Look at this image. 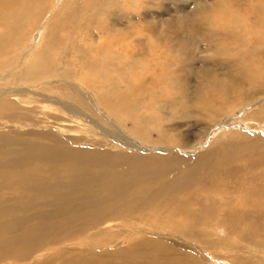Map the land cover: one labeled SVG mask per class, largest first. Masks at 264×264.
Returning a JSON list of instances; mask_svg holds the SVG:
<instances>
[{
    "label": "bare ground",
    "instance_id": "obj_1",
    "mask_svg": "<svg viewBox=\"0 0 264 264\" xmlns=\"http://www.w3.org/2000/svg\"><path fill=\"white\" fill-rule=\"evenodd\" d=\"M64 1L52 8L56 10L42 26L41 31L46 27L48 33L41 43L16 50L7 48L31 38L28 34L37 19L42 20L46 0H0V20L6 27L0 32V264H125L124 259L128 264L218 263L210 249L226 239L213 238L210 222L220 217L257 220L254 202L245 200L255 199L257 183L264 182L260 176L264 154L251 156L244 164L224 166L221 152L239 150L246 139L251 140L229 128L195 157L164 153L172 150L171 145L185 148L195 143L191 136L200 130L194 135L181 132L182 126L227 112L202 97L207 88L217 87L224 104L237 95L242 103L257 100L245 104L261 101L263 81L246 91H236L235 86L243 83L246 73L264 75L263 59L244 67L250 62L247 58L264 52V45L251 42L247 50L243 46L249 35L264 30V0H232L235 5L231 0H210L190 11L184 4L175 5L180 8L173 9L172 19L180 18V28L188 30L181 39L175 37L178 27L173 20L162 22L160 15L146 14L145 9L159 7L151 0ZM132 2L139 3L137 12ZM245 10L247 30L229 17L241 18ZM213 11L221 16L222 30L194 22ZM132 22L149 24L152 33L160 27L156 41L167 45V51L161 50L159 58L148 63L151 70L138 79L131 78L127 69L142 64L144 34L137 30L129 44L123 34ZM228 36L240 40V47L225 44L230 62L216 68L223 81L190 80L185 68L197 59L191 51L193 43L214 49L215 40ZM132 44L139 51L130 48ZM114 57L119 63L113 62ZM231 65L241 75L236 84L228 78ZM257 108L264 111V102ZM201 170L205 172L199 178ZM244 177L252 183L243 184ZM227 190L245 200L221 201L219 196ZM115 217L147 220L143 223L151 229L144 235L174 236L179 243L139 234L114 248L107 237L110 226L94 233L101 222L94 231L88 223Z\"/></svg>",
    "mask_w": 264,
    "mask_h": 264
},
{
    "label": "rangeland",
    "instance_id": "obj_2",
    "mask_svg": "<svg viewBox=\"0 0 264 264\" xmlns=\"http://www.w3.org/2000/svg\"><path fill=\"white\" fill-rule=\"evenodd\" d=\"M151 1L154 2L155 5H158L159 7L145 9V10H148L146 12V14L151 15L152 17H157L158 15H160L161 21L164 22L167 19H170L171 21L173 20L172 17H173V15H175L173 13V9L178 10L180 8V7L176 8L175 5L184 4L185 9L190 11L192 8L198 6V4L202 5V3L206 2V1H210V0H187L185 3H184V1H174V0L173 1L172 0H163V1L151 0ZM218 1H221V0H218ZM63 2H65V1L64 0H53V1L52 0H49V1L46 0V6H47V7L45 6V9H46L45 14L46 15L44 14L45 16L44 15L42 16V20H41V18L37 19V21H40V22H38V24H37V21H36L34 23V26L31 27V30H30V25L27 29V30H30L28 35L31 38H26V40H24L22 42H18L15 45L13 44L12 46L9 45L10 47L7 49H16L17 50L18 48L26 46V45L30 44L31 42L34 43V47H35V45L40 44L41 40H43L48 33V30L46 27L44 28V30H46V31H44V30L41 31L42 26L45 24V21L49 18V16L53 13V11L56 10V9H52V8H54V7L58 8L60 5H62ZM145 2H142L141 6L146 5ZM230 2H231V5L236 4V2H233L232 0ZM132 3H134V7H132V9H134L135 12H137L139 9L136 5H139V3H137V4L135 2H132ZM63 5L65 6V4H63ZM127 6H126V8H127ZM148 6H150V5H148ZM65 8L68 9V6L66 5ZM132 9L129 8V10H132ZM240 14H243V15H241V18L235 17V16H233V17L229 16V17H230V19L233 18L235 20V23L237 22V24L240 25L241 28H243L244 30H247L250 27L247 25V23L245 21H247L249 13L247 10H245L243 13L241 12ZM220 20H221L220 14L216 13L215 11H213V15L210 14L204 18H194V22L196 24H199V25L204 26V27L208 24L209 29H211L212 25H214V26H216L215 29L222 30L223 26L218 24V21H220ZM154 21H156V20H154ZM173 22H174L173 23L174 27H178L177 30L175 31L176 39H179V38L181 39L184 34H188V30H186V32H185V30L183 28H180V27H182V23H183L182 20H180V18L177 20H173ZM1 23L3 25H1ZM39 24H40V26H39ZM171 25H172V23H171ZM0 26H1L0 32L2 33L3 29L6 28L5 22L0 20ZM161 26H163V25H161ZM149 27H150L149 24L141 23V22L140 23H137V22L128 23L127 29H126V31H124V34H123V35L128 36L127 41L129 42V44H131V38L130 37H135V35H137V33L139 32L137 30H140L142 32V34H144V45L143 46L145 47L144 48L145 50H143V58H141L142 64L140 66H138V69L136 68V70L132 71V68L127 69L129 76L133 79H138L140 77V75L149 72L151 70V66L148 63L153 62L154 60L158 59L159 58L158 54L161 50L167 51V49H166L167 45L164 42V40L156 41L158 39V37L156 35H158L161 32L160 27H157L156 25H154V28H156V27L158 28L155 33H152L151 31H149ZM263 31L262 32L258 31L257 33L254 32V33H256V35H254V33H252L251 35H249L246 38V40L243 42V46L246 48L245 50L250 48L251 42L252 43L259 42L260 45L258 47H261L262 44L264 45V32ZM58 34L63 35L62 32H59ZM117 34H121V32L119 31ZM145 35H147V36H145ZM215 42H216V44L214 46V49L206 48L204 43H202V42L193 43L194 47H192L193 49H191V51L197 57V59L192 61L193 63L191 64L190 67L185 68V71L188 70V72L186 74H188V77L193 82L198 81V80L207 79V78H210L211 80H213V79L215 80V78L218 80L222 79V81H223V77L219 76V74H218L219 72L217 70H218V68L226 66L227 64L225 65V63L230 62L228 59H226L229 50L227 47H225V44L229 42V43L237 44L240 47V44H239L240 40H237V39L233 40L230 36H228L227 39H225L224 41L215 40ZM157 45L159 47V50H157V47H156ZM125 46H126V44H125ZM129 47L134 48V49H135V47L137 48V46L134 47V44L129 45ZM203 47H205V48H203ZM239 47H238V50H239ZM137 50L139 51V48H137ZM211 50H213V51H211ZM180 52H182L181 49H180ZM92 54H93V52H92ZM206 58H208V59L206 60ZM223 58H225V59L223 60ZM259 59L264 60V52L259 51L256 54L252 55V57L247 58L246 60H250V62L244 63V67L255 66L256 61H258ZM226 60H228V61H226ZM119 61H120L119 58H117V57L113 58V62L119 63ZM146 63L148 64V66L145 68L143 66ZM164 65L166 66V64H164ZM229 67H230V70L228 72L229 73L228 78L230 77L231 80L233 81V83L236 84V82H235L236 78L240 77L241 75H238L235 72V70H236L235 66L231 65ZM216 68H217V70H216ZM208 69H209V71H208ZM252 77H253V84L250 82V79ZM262 81L264 82V75L249 76V74L246 73L243 75V83H238L235 86V89H236V91H246V90L250 89V87L256 89V88L260 87ZM157 85H159V84L156 83V86ZM154 86H155V84L152 85V87L150 89L152 90ZM157 89H159V88H157ZM168 91H164V92H168ZM217 91H218L217 87H213L212 89L207 88L206 92L201 93V95L203 94L202 95L203 98L211 100L214 108H216V109L218 108L220 110L222 108H226L227 112L226 113H219V115H218L219 117H217V118H211L210 117L211 119L206 118L205 120H201L200 124H197V125H191L190 127H188L187 125L182 126L180 128L181 132H188L191 134L193 133L194 135H195V132L200 130L198 135H196L195 137L191 136L193 138H196L195 143L193 145L187 146L185 148L178 147L177 145H171V146H173L172 150L164 153L165 156H170V157L177 156V157H181V158L195 157L196 155H198V153L202 152L209 145H213L214 141L220 136V135H218V133L220 134L223 130H227L228 128L231 129L230 131L233 130V131H238L241 134L243 133V135H245L247 138H250L251 140L246 139L245 145L242 146L241 148H239V150L230 149L231 152H229V151L221 152L220 154L224 157L221 160L222 163L224 164V166H229V165L233 166V165H237V164H244L245 162H248V160L250 159L251 156L258 157L259 154H261V153L264 154V111H261L257 108L259 104L264 102V95L259 97V99H261V101L255 105L254 104H245V103H254L257 100L242 103L237 98L238 95L234 96V97H232L230 95L229 98L232 97V99L227 100L226 103L224 104V102H225L224 96L219 95L217 93ZM166 94L168 95V93H166ZM228 101L232 102L233 105L232 104L227 105ZM231 105H232V107H230ZM155 107H156V105H154L153 108H155ZM207 125H211V126H207ZM204 133H205V135H203ZM229 136H230L229 133H226L223 138L225 140H227V139H229ZM253 140H254V142L250 143ZM161 144H164V143H159L158 145H161ZM176 148H180V149L176 150ZM215 155H216V153L213 154V156H215ZM204 172H205V170H201V172H199V174H198V177L202 178L204 175ZM253 172H254V170H253ZM255 172H257V170H255ZM260 173H261L260 176H262L261 180H264V168H262L260 170ZM228 180L227 181L229 182L230 185H234V183H232L233 181L231 180V178H229ZM243 180H245V181H243ZM241 181L243 184L252 183L251 179H246L245 177H244V179L242 178ZM257 184H258L257 185L258 186L257 187V195H255V199L245 200V198H244L243 200H241L242 199L241 198L238 200V198L236 196L237 194L235 196H232L231 192H228V190H227L226 194H221L219 196L220 198H223V200L221 199V201L226 200V202H230V203L234 197L237 198V201H235V203L243 202L245 200L251 205V203L254 202L253 213L255 214L256 212H259V215L256 216L257 220H244V219L243 220H233V219H227L226 217H220L218 220H215V221L212 220L210 222L211 226L208 227V231L210 232V234H216L215 236H213V238L218 237V235H219V237L226 239L222 243L216 245L214 247V249L213 248L210 249V252L211 253L213 252V254L215 255V258L217 259L218 263H216V264H264V232H263L264 230L262 228V225H264V224H262V223H264V220H260L261 213L264 214V182H262L261 184H259V183H257ZM252 185H255V184H252ZM236 186L238 188H240V186L242 187L241 184H240V186L238 184ZM210 192L211 191H206V193H210ZM135 196L138 197L137 195H135ZM192 208L193 209L195 208L194 210H197V209L201 210V207L198 205H193ZM121 213L122 212L116 213V214L120 215ZM249 218L253 219V216L249 215ZM145 221H147V220H125V219L124 220H118L115 217V218H113V220H90L88 223V227L93 228V231H94L95 230L94 228L101 222L98 229L94 232V233H97V232L101 231L104 226H110V228L108 229V236L107 237H109L108 239L110 241H113L112 243H114V246H113L114 248H117L118 246H122V245L127 244L129 241L128 237H130L132 239V237L139 235V234H141L140 238L151 237V238L160 240L164 243H168L167 240H172V241L179 243L178 239L174 238V236L164 237V236L158 235L156 233L155 234L150 233L151 235L150 234L144 235L143 234L144 232L147 233L151 229V228H147L149 225L143 223ZM186 221L190 222L192 220H186ZM111 227H113V228H111ZM228 228L231 230H234V233L231 232L229 234ZM219 231L221 232V234L218 233ZM155 232H161V231L156 230ZM113 238L116 240L114 241ZM186 245H188V244H186ZM172 249H168V250L171 251ZM103 254H109V252L104 251ZM122 258H124V257H122ZM124 260H125V264H128L127 259H124ZM201 262H202V259L199 258L198 263H201ZM207 264H209V263H207Z\"/></svg>",
    "mask_w": 264,
    "mask_h": 264
}]
</instances>
